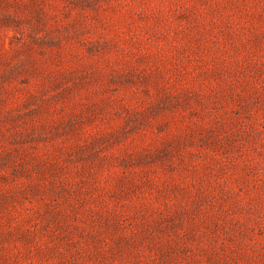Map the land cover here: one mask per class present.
Returning a JSON list of instances; mask_svg holds the SVG:
<instances>
[{
    "label": "rangeland",
    "instance_id": "rangeland-1",
    "mask_svg": "<svg viewBox=\"0 0 264 264\" xmlns=\"http://www.w3.org/2000/svg\"><path fill=\"white\" fill-rule=\"evenodd\" d=\"M0 264H264V0H0Z\"/></svg>",
    "mask_w": 264,
    "mask_h": 264
}]
</instances>
